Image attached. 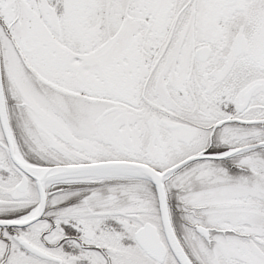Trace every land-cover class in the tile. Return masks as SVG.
Instances as JSON below:
<instances>
[{
    "label": "snow or ice",
    "instance_id": "obj_1",
    "mask_svg": "<svg viewBox=\"0 0 264 264\" xmlns=\"http://www.w3.org/2000/svg\"><path fill=\"white\" fill-rule=\"evenodd\" d=\"M0 264H264V0H0Z\"/></svg>",
    "mask_w": 264,
    "mask_h": 264
}]
</instances>
